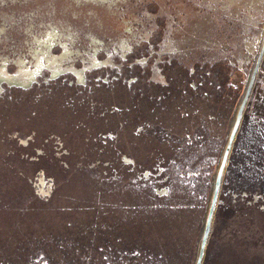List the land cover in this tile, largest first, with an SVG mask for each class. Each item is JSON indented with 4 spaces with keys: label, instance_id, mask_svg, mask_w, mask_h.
I'll use <instances>...</instances> for the list:
<instances>
[{
    "label": "rangeland",
    "instance_id": "obj_1",
    "mask_svg": "<svg viewBox=\"0 0 264 264\" xmlns=\"http://www.w3.org/2000/svg\"><path fill=\"white\" fill-rule=\"evenodd\" d=\"M248 74L0 78V264H193ZM200 264H264V71Z\"/></svg>",
    "mask_w": 264,
    "mask_h": 264
},
{
    "label": "water",
    "instance_id": "obj_2",
    "mask_svg": "<svg viewBox=\"0 0 264 264\" xmlns=\"http://www.w3.org/2000/svg\"><path fill=\"white\" fill-rule=\"evenodd\" d=\"M256 71H264V0H0V78L249 72L193 264Z\"/></svg>",
    "mask_w": 264,
    "mask_h": 264
},
{
    "label": "bare ground",
    "instance_id": "obj_3",
    "mask_svg": "<svg viewBox=\"0 0 264 264\" xmlns=\"http://www.w3.org/2000/svg\"><path fill=\"white\" fill-rule=\"evenodd\" d=\"M21 78H30V77H20V78H17V79H21Z\"/></svg>",
    "mask_w": 264,
    "mask_h": 264
}]
</instances>
